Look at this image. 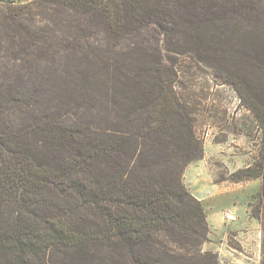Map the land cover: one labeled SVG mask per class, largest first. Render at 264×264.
<instances>
[{
  "label": "trees",
  "instance_id": "obj_1",
  "mask_svg": "<svg viewBox=\"0 0 264 264\" xmlns=\"http://www.w3.org/2000/svg\"><path fill=\"white\" fill-rule=\"evenodd\" d=\"M227 2L243 11L249 0H0V9L9 30H28V38L20 34V48L29 56L34 46L41 57L59 62L95 59L120 67L137 61L161 68L167 63L146 52L151 41L140 34L136 42L131 31L156 27L166 51L196 53L207 46L194 36L195 17L223 11ZM36 17L53 27L34 30ZM260 23L254 40L264 74V12ZM135 50L141 56L134 57ZM158 103L162 99L142 103L143 112L151 104L150 121L126 133L90 137L82 126H64L62 117L38 114L17 133L12 125L0 126V264H45L51 250L72 254L79 264H220L218 254L202 248L209 241L207 214L183 181L203 148L190 153L188 134L185 150L164 149L163 120L176 115L188 128V118L177 102V110L158 115ZM233 176L261 178L252 206L260 219L264 163Z\"/></svg>",
  "mask_w": 264,
  "mask_h": 264
},
{
  "label": "rangeland",
  "instance_id": "obj_2",
  "mask_svg": "<svg viewBox=\"0 0 264 264\" xmlns=\"http://www.w3.org/2000/svg\"><path fill=\"white\" fill-rule=\"evenodd\" d=\"M246 9L238 10L227 2L223 11H206L207 16L202 18L198 14L195 22L199 31L194 36L207 48L196 53L166 51L156 27L132 30L136 42L140 34L151 41L152 50L146 52L152 60L159 57L167 63L161 68L137 61L120 67H106L95 59L59 62L51 56L41 57L34 46V55L29 56L20 48V34L28 38V30H9L0 9V126L12 125L17 133L22 123L30 120L31 126L38 114L58 120L62 117L59 121L64 126H82L89 130L90 137L97 133L119 134L146 126L152 107L150 104V112H143L140 105L148 104L149 98L162 99V104L155 106L158 115L164 114L165 108L177 110V102L180 112L187 115L188 128L182 127L176 115L163 120L160 130L166 142L160 144L164 149L183 151L186 137L191 134L194 144L190 153L197 154L203 148L202 158L184 171L187 189L197 200L206 196L209 203L216 192L220 193L218 190L249 191L252 218L262 180H238L233 174L264 163V74L260 47L254 40L262 25L264 0H249ZM39 27L49 31L53 26L46 17H36L34 30ZM185 36L190 40L189 34ZM133 56L139 57L141 52L135 50ZM163 99L167 107H163ZM239 201L244 203L243 198ZM260 215V219L254 217L255 227L244 223L249 215L242 213L241 229L225 228L218 220L214 225L218 230L214 231L208 223L209 241L202 245L203 250L216 253L224 241L220 246L224 253L217 255L223 264H264V206ZM234 220L226 215L223 221ZM45 264L79 262L72 263V254L51 250Z\"/></svg>",
  "mask_w": 264,
  "mask_h": 264
},
{
  "label": "crops",
  "instance_id": "obj_3",
  "mask_svg": "<svg viewBox=\"0 0 264 264\" xmlns=\"http://www.w3.org/2000/svg\"><path fill=\"white\" fill-rule=\"evenodd\" d=\"M219 192H216V196L212 197V201L209 203L206 200V196L204 198H200L199 200L203 202V205L205 207V210L208 214V223L211 228L214 229V231H217L216 227L214 225H217L218 220H222L221 222L218 221V224H221L225 228H229L230 226L235 227V229H241V220H239V217L242 214H245L246 216L249 215V219L246 220L244 223H247V226L252 224V222H255L256 219L254 217L251 218L250 214V199L251 193L249 191H243V189H239L237 191H232L231 189L228 190V192H222L221 190H218ZM243 198L244 203L240 202L239 199ZM227 216H233L236 220L229 221L226 223L223 221L225 217ZM251 220V221H250ZM243 223V224H244ZM227 224V225H226ZM245 225V224H244ZM252 227H255V225L252 224ZM254 230V229H251ZM254 233H257V229L254 230ZM241 230H238V235L241 236ZM227 234V232H226ZM257 241V239H256ZM224 241H221V245L218 246V248L215 250L216 253L218 252V256L223 255L224 251L221 249L223 246L222 243ZM241 242V241H240ZM225 246V245H224ZM226 249L230 248L228 245L225 246ZM232 249V248H230ZM220 263L223 264L222 259L220 258Z\"/></svg>",
  "mask_w": 264,
  "mask_h": 264
}]
</instances>
